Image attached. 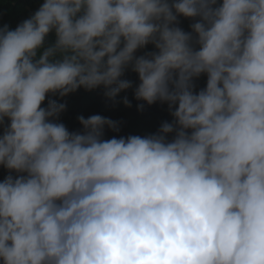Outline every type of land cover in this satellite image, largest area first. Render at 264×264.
I'll return each instance as SVG.
<instances>
[{
    "label": "clouds",
    "instance_id": "1",
    "mask_svg": "<svg viewBox=\"0 0 264 264\" xmlns=\"http://www.w3.org/2000/svg\"><path fill=\"white\" fill-rule=\"evenodd\" d=\"M81 88L171 120L70 131L52 97ZM0 166V264H264V0H43L3 25Z\"/></svg>",
    "mask_w": 264,
    "mask_h": 264
},
{
    "label": "trees",
    "instance_id": "2",
    "mask_svg": "<svg viewBox=\"0 0 264 264\" xmlns=\"http://www.w3.org/2000/svg\"><path fill=\"white\" fill-rule=\"evenodd\" d=\"M43 3V0H0V27L7 24L10 28H15L20 22L32 15ZM180 26L186 31L190 30L189 25L193 22L189 19L180 18ZM53 36H49L48 40H53ZM151 46H149L150 48ZM135 83H138V77L135 73L127 72L126 77ZM206 82V77H201L197 83L199 87H203ZM127 95L132 103V107L128 108L123 103H115L103 96L102 89L93 91H85L79 89L77 92L60 99L52 97L58 102H66L67 108L60 116V121L63 122L70 131L80 130L82 126L79 124L77 117L80 112L85 118L91 116L94 108H98L97 114L111 118L112 120L121 121V131L114 133L111 130H105V138L112 136H127V135H146L155 132L162 121L169 119L171 116L167 111V106L157 107V113L152 112V106L145 104L143 110L135 108L137 102L134 99L131 89L122 92L117 96V101ZM47 102V101H46ZM45 102V104H46ZM159 119H156L157 117ZM7 175V171L0 166V181Z\"/></svg>",
    "mask_w": 264,
    "mask_h": 264
}]
</instances>
